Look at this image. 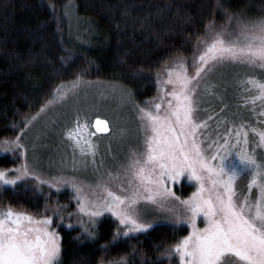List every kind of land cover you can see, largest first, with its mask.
Wrapping results in <instances>:
<instances>
[{
	"label": "snow or ice",
	"instance_id": "snow-or-ice-1",
	"mask_svg": "<svg viewBox=\"0 0 264 264\" xmlns=\"http://www.w3.org/2000/svg\"><path fill=\"white\" fill-rule=\"evenodd\" d=\"M233 19L236 20L235 28L229 26ZM196 51L199 55L194 52L191 57L193 66L199 64L194 76L187 73V57L174 59L173 64L179 67V71L175 67L166 68V82L177 86L166 93L171 99L165 101V95L159 94L162 89H158L157 96L144 101L146 107L136 105L145 131L150 130L151 135H146L145 150L140 153L133 151L129 162L123 166L124 175L132 186L128 195H117L104 185L102 191L106 195L92 200L85 197L84 185L75 176L60 175L42 180L30 170L26 149L20 152V155L25 156L24 162L13 169L17 173L15 176L9 174L13 170L0 169V184L16 185L18 181L31 177L38 183L49 184L57 191L65 186L70 187L75 191L78 201L75 214L86 213L88 216V227L84 231L89 236L95 235L97 218L104 212H111L118 219L114 241L121 235L127 236L130 232L152 227V224L140 219L137 207L139 200L161 208L176 200L182 206L183 214H178L176 208L168 211L175 216L176 224L185 220L191 223L192 231L175 244L166 246L162 255L171 258L179 254L182 264H264V163L258 162L255 155L245 149L234 153L236 145L230 146L227 138L222 144L215 142V152L211 157L205 156L197 129L207 125L195 119L198 102L194 96L196 88L192 86L193 81L205 71L206 65H209L207 71L212 70L210 62L212 65L231 62L264 68V16L244 17L229 13L227 24L219 27L215 20H210L205 25V35L197 37ZM241 83L250 84L258 91L259 98L264 99V80L250 76ZM256 98L252 97L253 100ZM161 103L167 105L164 113L160 111ZM45 107L42 105L41 111ZM26 120L27 124L31 123L27 117ZM95 124L97 131H109L107 120L97 117ZM87 127L77 117L75 127L68 129L66 135L75 141L81 153L94 154L95 149L90 140L81 143L83 131ZM242 129L243 124L235 131L237 142ZM230 135L232 129L224 133L225 137ZM258 135L264 142V130L259 131ZM244 137L246 142V132ZM20 141V136L5 138L0 141V151L15 154L24 149ZM233 155L238 158L239 166L230 159ZM245 170L251 173V178L247 184L248 191L241 193L237 180ZM184 175L194 178L199 184L197 190L187 198L177 196L168 186L169 182H176ZM66 207L60 204L53 206V216L60 215L63 220L62 212ZM67 215L70 217L73 213ZM198 215H202L206 221L202 229L195 225ZM53 216H42L37 220L32 214L12 207L0 211V264H58L61 252L59 233L49 231L47 227L53 222ZM38 224L45 227L33 226ZM120 226H123V231Z\"/></svg>",
	"mask_w": 264,
	"mask_h": 264
},
{
	"label": "trees",
	"instance_id": "trees-1",
	"mask_svg": "<svg viewBox=\"0 0 264 264\" xmlns=\"http://www.w3.org/2000/svg\"><path fill=\"white\" fill-rule=\"evenodd\" d=\"M223 7L264 14V0H0V140L41 108L52 85L77 75L121 83L138 102L152 96L156 73L193 54L205 25L227 16ZM72 9L99 31L90 44L67 31ZM252 75L264 80V74ZM252 138L256 142L257 133ZM15 162L13 154H0V169ZM179 190L188 195L192 185L182 181ZM56 204H66L78 225L53 216ZM0 207L53 216L51 227L60 236L58 264H106L121 257L126 264H173L175 258L162 253L188 231L183 224L157 222L114 241L119 222L104 213L89 236L88 217L75 214L71 194L43 185L0 184Z\"/></svg>",
	"mask_w": 264,
	"mask_h": 264
},
{
	"label": "rangeland",
	"instance_id": "rangeland-1",
	"mask_svg": "<svg viewBox=\"0 0 264 264\" xmlns=\"http://www.w3.org/2000/svg\"><path fill=\"white\" fill-rule=\"evenodd\" d=\"M70 13L67 16V31L74 38H85V42L90 44L95 37L100 36L99 31L88 18L78 16L73 9ZM229 13L241 14L244 17H259L258 15L254 16L249 8L238 11L228 10L224 20H215L217 27L227 24ZM261 16H264V14ZM229 26L235 28L236 20L233 19ZM204 35L205 32L201 37ZM201 50H203V46H201ZM195 52L196 55H199L196 49ZM192 55L183 56L189 58L185 62L189 76H194L195 68L199 67V64L192 65ZM173 61L163 66L156 73L157 84L155 92L145 100L157 96L158 89H162L159 94L165 95V101L172 98L167 96L166 93L173 91V88L177 86L166 82L168 78L166 68L175 67L177 71L180 70L177 65L173 64ZM210 65L212 70L207 71L209 65H206L205 71L192 84L196 88L194 96L198 102L195 119L198 123L202 120L207 125V127L201 125L197 129V135L202 142L205 156L211 157L215 152V142L222 144L224 139L227 138L230 141V146L236 145L233 148L234 153L245 149L249 153L254 154L258 162L264 163V150H261V148L264 149V142H261L258 135L259 131L264 130V99L259 98L258 91L250 84L241 83V81H246L253 71L264 74V68L231 62L214 65L210 62ZM255 78L261 80L257 77ZM50 91L42 103V105H46L44 110L41 111L40 108L27 118L31 120L30 124H27V120H24V123L17 128L13 135L5 137L14 139L20 136V142L24 145V149H20L15 154L7 152L13 154L17 162L3 169L13 170L19 167L25 160V156L20 155V152H24L26 149L30 170L36 172L42 180L52 179L60 175L75 176L84 185L85 197L92 200L106 195L102 191L104 185L110 187L117 195H128L132 186L128 183V177L124 175L123 166L127 165L133 151L140 153L145 150L146 135H151L150 130L145 131L136 107V105L146 107L147 105L144 104L145 100L138 102L131 91L121 83L101 78H88L82 75H77L71 80L60 81L52 85ZM65 92L67 94L62 95ZM252 97L257 98L253 100ZM49 100L52 103H47ZM166 107V103H161V113H164ZM251 107L253 108L252 114L255 116V120L258 121L257 123L251 120ZM37 113L39 114L37 115ZM95 116L104 117L109 121V133L97 134L93 130L91 123ZM32 117H35V119H32ZM77 117L80 118L82 124L86 123L88 125L83 131L81 143L85 140H90L95 149L94 154L92 152L81 153L79 147L75 146V141L66 135L68 129L75 127ZM26 124L27 127H25ZM241 124H243V129L241 130L239 142H237L235 131ZM21 129L24 131L21 132ZM229 129H232V135L225 137L224 133ZM253 129H256V131H253ZM244 132L247 133L246 142ZM255 133H257V138H255L256 142H253L252 136ZM209 145H212V147L209 148ZM5 153L0 151V154ZM230 159L239 166V160L235 155ZM9 174L15 176L17 173L13 170ZM250 178L251 173L247 170L238 178L237 187L241 193L248 191L247 184ZM182 181L192 185V190L188 195H182L179 190ZM18 183L37 187L43 185L56 190L49 184L38 183L31 177L18 181ZM97 185L101 187H97ZM168 186L176 192L177 196L187 198L197 190L199 184L194 178L184 175L176 182H169ZM63 191L71 194L77 209L78 201L75 191L65 186L58 192ZM252 195L253 197L255 196V189H253ZM137 207L141 221L152 225L157 222L176 224L175 216L168 211L170 208H176L178 214H183L182 206L176 200L168 202L164 208L151 202L139 200ZM6 209L0 207V211ZM66 212L64 208L62 221L69 225H78L77 221L70 218L74 216L69 217L67 215L69 212ZM104 213H109L119 222L111 212ZM81 215L88 217L86 213ZM33 216L39 220L45 215L36 214ZM58 216L60 217V215ZM205 223L206 221L202 215L196 217L195 225L197 228H204ZM179 224L187 226L188 231L184 236L192 231V224L188 221L185 220ZM33 226L45 227L43 224ZM47 227L49 231L54 230L57 232L51 225ZM172 257L175 258L173 264H182L179 254H174ZM106 264H126V262H119V259H117L106 262Z\"/></svg>",
	"mask_w": 264,
	"mask_h": 264
},
{
	"label": "water",
	"instance_id": "water-1",
	"mask_svg": "<svg viewBox=\"0 0 264 264\" xmlns=\"http://www.w3.org/2000/svg\"><path fill=\"white\" fill-rule=\"evenodd\" d=\"M97 117H100L101 120H107V119L104 118V117H101V116H95V117L93 118V120H92V123H91V126H92L93 130H94L97 134H107V133H109V132H110V123H109L108 120H107V121H108V128H109V131H108V132H100V131H97L96 124H95V120H96Z\"/></svg>",
	"mask_w": 264,
	"mask_h": 264
}]
</instances>
